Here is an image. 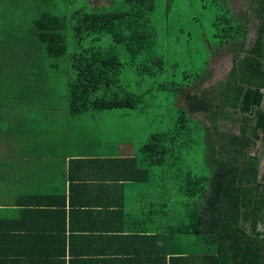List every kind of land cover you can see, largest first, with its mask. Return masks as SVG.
Here are the masks:
<instances>
[{"label":"trees","instance_id":"obj_1","mask_svg":"<svg viewBox=\"0 0 264 264\" xmlns=\"http://www.w3.org/2000/svg\"><path fill=\"white\" fill-rule=\"evenodd\" d=\"M49 1L37 0L36 6ZM156 2L125 0V10L101 12L99 8L108 5V1L97 0L88 3L94 7L91 12L86 7L74 11L70 15V25L79 48L74 55L68 54L64 36L67 17L45 11L32 15L34 49L29 50L41 51L43 54L38 53V57L42 55L44 59L41 66L35 64L37 57H26L28 61L35 58L30 61L34 63L31 64L33 79L27 76L22 79L19 101L29 102L25 100V94L31 93L34 82L36 89L45 92L42 97L33 96L34 105L46 106L54 121L78 120L95 110L105 116L102 118L119 119L102 111L135 109L143 101L144 94L125 92L118 86L123 68L131 67L142 77L150 78L166 71L163 57L144 56L156 42L151 20ZM5 3L7 7H21L18 0H5ZM215 27L218 46L232 55V68L228 74L208 87L205 85L211 81L214 72L207 69L205 75L195 73L191 84L169 82L158 86V90L173 92L181 98L174 103V107L179 108L175 129L169 133H153L144 144L136 147L132 157L118 159L120 162H115L117 159L109 161L126 171L117 180L152 181L156 176L155 168L166 165L173 154L178 137L199 134V128L205 129L208 160L212 166L210 176L187 170L169 176L157 174L160 178L156 181H178L183 214L179 229L183 234L211 239L216 246L214 258L217 264H248L257 243L252 238L253 228L264 223V0H247L246 8L238 14L232 6H225V10L217 15ZM252 30L254 37L250 39ZM4 32L7 43L11 38H16L18 43L21 41L12 30L4 29ZM106 34L111 36L112 46H96L94 43ZM94 35L97 38L86 42ZM1 44L3 46L4 41ZM125 55L127 60L124 62L122 57ZM63 58L71 63L73 75L61 71L59 61H54ZM0 69L5 67L0 66ZM54 79L63 85L60 96L53 92L58 87ZM113 91H116V99ZM35 117L41 116L27 118L31 121ZM29 121L20 120L26 130L35 127ZM55 128L53 124V130ZM258 143L261 148H256ZM79 162V159L70 162V174ZM62 196L66 198V194ZM253 235L261 234L256 230ZM261 249L260 264H263Z\"/></svg>","mask_w":264,"mask_h":264},{"label":"crops","instance_id":"obj_2","mask_svg":"<svg viewBox=\"0 0 264 264\" xmlns=\"http://www.w3.org/2000/svg\"><path fill=\"white\" fill-rule=\"evenodd\" d=\"M229 1L237 14L247 5ZM24 77L11 67L0 78V264H217L210 238L179 229V183L117 180L126 171L115 162L134 156L137 145L110 152L84 142L101 122L54 121L31 93L19 101ZM34 115L43 123L24 129L20 120ZM28 132L30 140L19 142ZM73 159L80 162L70 174ZM253 229L261 233L264 225ZM252 238L248 264H260L264 233Z\"/></svg>","mask_w":264,"mask_h":264},{"label":"rangeland","instance_id":"obj_3","mask_svg":"<svg viewBox=\"0 0 264 264\" xmlns=\"http://www.w3.org/2000/svg\"><path fill=\"white\" fill-rule=\"evenodd\" d=\"M18 1L21 7L15 8L7 7L5 0H0L2 5L0 9V66L5 67L4 70L0 69V78L2 75H7L9 69L13 67L15 74L23 72L32 80L31 64L34 63L21 58L35 56L38 59L35 64L41 66L44 59L42 55L38 57V53L43 54L41 51L36 53L29 50L34 49L31 41L33 24L30 20L32 15L37 16L45 11L67 17L68 23L64 36L68 46V54L74 55L79 48L73 37L70 15L85 7L88 12L93 11L94 7L88 6V3L92 4L97 0H51L40 6H36L37 0ZM107 1L108 5L104 4L103 7L99 8V11H122L126 9L125 0ZM243 1L236 0L240 4L239 8H241ZM32 4L35 6L32 7ZM225 6L231 8L229 0H157L156 9L151 14L152 24L156 31V42L146 50L144 56L163 57L166 62V71L150 78L142 77L131 67L125 66L118 86L125 92L135 95L144 94L143 101L131 110L114 109L112 113L102 111L104 114H110L119 119H102L97 110L87 113L85 117L101 122V124L94 127L98 128L94 133H87L83 136L84 142H90L100 147H113L110 152H119L118 149L124 143L134 142L139 147L155 132H172L175 129L179 112V108L174 107V103H178L181 98L173 92L160 91L157 87L169 82L191 84L195 73L205 75L207 74L206 69L214 72L211 81L205 85L208 87L228 74L232 68V55L226 53L225 48L218 46V39L214 36L217 32L215 27L217 15L225 10ZM234 8L238 9V6H234ZM4 29L12 30L13 35L18 36L21 41L18 43L16 38H11L8 39L7 43ZM253 37L254 32L252 30L250 39ZM94 38L97 36L87 38L86 42H91ZM1 41H4L3 46ZM94 44L102 48H110L113 40L109 34H106ZM215 49H218L216 53H214ZM122 60L125 62L127 55L123 56ZM54 61H59L61 71H68L73 75L71 63L67 58L55 59ZM27 64H30V68H26ZM54 81L58 87L57 91L53 92L60 96L63 93L60 86L63 85H60L55 79ZM115 89L117 90L116 87ZM117 91L123 93L120 89ZM30 92L35 98L41 96V93L37 92L34 87V82L31 83ZM115 92H112L114 99H116ZM33 120H31V124L43 123V119L40 118ZM63 120L67 119L64 118ZM205 135V129L199 128V134L194 133L192 136L182 134L178 137L173 154L169 157L166 165L155 168L156 176L152 181L160 178L157 177V174L158 176L161 174L169 176L187 170H192L196 175L210 176L212 166L208 160L209 146L205 142ZM29 140L28 132L24 135V139L19 142L23 143ZM261 147L258 145L256 148ZM256 148L255 150H257ZM262 164L264 165V157H262ZM169 183L174 184V181Z\"/></svg>","mask_w":264,"mask_h":264},{"label":"water","instance_id":"obj_4","mask_svg":"<svg viewBox=\"0 0 264 264\" xmlns=\"http://www.w3.org/2000/svg\"><path fill=\"white\" fill-rule=\"evenodd\" d=\"M261 224L264 225V223H262V222H261ZM254 232H255V231H254V229H253V233H254ZM260 232L263 234V233H264V230H263V231H260ZM261 233H260V234H261ZM262 234H261V236H262Z\"/></svg>","mask_w":264,"mask_h":264},{"label":"flooded vegetation","instance_id":"obj_5","mask_svg":"<svg viewBox=\"0 0 264 264\" xmlns=\"http://www.w3.org/2000/svg\"><path fill=\"white\" fill-rule=\"evenodd\" d=\"M258 145H261V143H258Z\"/></svg>","mask_w":264,"mask_h":264}]
</instances>
